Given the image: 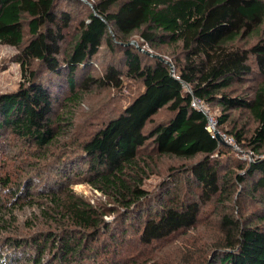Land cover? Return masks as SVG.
Returning a JSON list of instances; mask_svg holds the SVG:
<instances>
[{
	"label": "trees",
	"instance_id": "16d2710c",
	"mask_svg": "<svg viewBox=\"0 0 264 264\" xmlns=\"http://www.w3.org/2000/svg\"><path fill=\"white\" fill-rule=\"evenodd\" d=\"M136 33L139 46L130 44ZM251 37L258 40L239 44ZM0 44L18 48L24 77L17 90L0 92L4 166L19 149L27 161L49 159L93 89L141 85L116 116L48 163L57 164L54 184L48 177L51 186L38 193L28 181L15 193L13 203L28 198L59 227L32 238L35 253L28 240L6 236L12 211L0 210V238L12 244L0 264H129L121 257L127 239L140 250L185 236L191 247L205 209L219 205L216 239L165 264H264V211L242 218L232 202L247 181L246 194L264 201V0H0ZM104 46L115 56L95 74L92 60ZM145 46L166 60L171 49V61ZM193 96L219 109L220 131L260 156L238 165L244 175L226 162L232 148L208 130ZM162 159L179 163L146 188ZM11 172L0 175L3 187ZM79 182L105 200L76 193Z\"/></svg>",
	"mask_w": 264,
	"mask_h": 264
},
{
	"label": "rangeland",
	"instance_id": "374dc122",
	"mask_svg": "<svg viewBox=\"0 0 264 264\" xmlns=\"http://www.w3.org/2000/svg\"><path fill=\"white\" fill-rule=\"evenodd\" d=\"M87 3L95 0H83ZM140 39L138 33L134 34L133 40L136 46L138 45L137 39ZM258 40V37H251L247 40H241L240 45L249 46L255 43ZM146 51L150 53L153 51L150 47L145 46ZM169 49L168 51H170ZM166 51L165 55L168 57V61H171L169 58L172 57L170 52ZM18 53V48L10 45L0 44V92H11L17 90L21 83L24 80L22 75V68L20 63L15 60L16 54ZM156 54V53H155ZM115 55L104 46L100 53L97 54L95 59L92 60L91 69L93 73L97 74L100 71L104 70L105 65L113 60ZM141 89V85L136 82H126V85L122 89H112V88H95L92 92L85 95V98L81 100L78 104L79 106L76 109L75 113V126L69 130V132H64L63 136L59 138L58 144L54 146L53 153H50L51 156L49 159L41 160L36 159L33 156H30L28 161L26 156H19V153H22L23 150H14L12 154L8 155L10 158V163L4 166L6 159L0 157V175L7 173V170L12 171V183L9 187H3L4 185L0 184V194L2 203H0L1 211H12V216L9 217L10 230L6 234L14 238H23L28 240V250L30 253H35V245L31 243L32 238L36 236H43V233L49 230H55L59 228L58 225L54 222L53 219L47 217L45 214L40 212L39 207L29 206V199L20 195V202L13 203V198L17 191L26 190V185H30L27 182H32L31 188L32 191H44L46 187L51 186L48 182L51 177L52 184H54V178L52 175V168L48 167V163L53 161V158L57 153L62 149L66 150L65 146L74 147L77 146L79 139L84 138V134H87L92 129H97L102 126L103 123L107 122L108 119L114 117L122 110V108L127 105V103L133 98L137 92ZM210 106V105H209ZM211 113L216 117L219 115V109L216 107L210 106ZM166 116L165 111L157 116L161 117ZM252 122V121H251ZM61 134V135H62ZM231 135L230 133H228ZM233 136V135H232ZM234 137V136H233ZM235 138V137H234ZM236 140V138H235ZM238 147L228 144L227 146L232 148V151L226 156V162L230 163L236 172L241 175L245 174V170L238 167L240 163H249V161H254L256 158L260 157L253 150L242 147L236 140ZM264 157V155H261ZM231 158V159H230ZM29 161H32L31 164ZM172 163H179L176 160L162 159L158 163L157 174L152 175L146 180L145 186L148 189L156 188L159 183L164 179L167 174V168ZM7 167V168H6ZM42 171H44L42 173ZM34 175L31 180H26L27 176ZM5 176V175H4ZM248 188L249 182L245 184ZM246 186L242 184L237 185L236 192L233 194V211L237 216L251 217L254 213H259L264 211V201L262 200V195L258 194L256 196H251L250 193L246 194ZM76 193L84 195L92 203H97L98 201H104V196L93 189L86 182H79L72 185ZM254 190H251V192ZM5 205L4 209L2 208ZM13 209V210H12ZM224 207L222 205L211 206L209 211L206 208L204 214L207 213V218L202 221V225L198 230L194 231L192 234L198 237V243L194 244L191 247H187V243L184 241L187 237L179 236L177 239H170L165 243H160L157 246L149 247L147 249H136V245L132 240L127 239L125 243L129 245V248H126V251L121 254L122 261H126L129 264H154V261H158L160 264H165L174 256L182 253L184 249L192 250L193 246L195 247L192 251H195L200 247V250L196 251V255L201 251V248H205L212 239H216V225L219 213H224ZM256 217V216H255ZM109 220H113V217H109ZM220 235V234H219ZM104 238H102V241ZM187 241V240H186ZM7 242L9 244H7ZM12 244L9 241H5L0 238V254L4 257L10 251H12ZM136 261V263H134Z\"/></svg>",
	"mask_w": 264,
	"mask_h": 264
},
{
	"label": "built area",
	"instance_id": "2783aa9c",
	"mask_svg": "<svg viewBox=\"0 0 264 264\" xmlns=\"http://www.w3.org/2000/svg\"><path fill=\"white\" fill-rule=\"evenodd\" d=\"M191 105L194 109L203 111L207 115L208 130L212 133V135L215 138H217L216 132L219 131L222 138L226 141V144L230 143V144L238 147V144L232 135H229L227 132H222L217 128V124H218L217 118L211 113V109H210L208 102H206L204 99H202L200 97L193 96Z\"/></svg>",
	"mask_w": 264,
	"mask_h": 264
},
{
	"label": "water",
	"instance_id": "95a60500",
	"mask_svg": "<svg viewBox=\"0 0 264 264\" xmlns=\"http://www.w3.org/2000/svg\"><path fill=\"white\" fill-rule=\"evenodd\" d=\"M131 43H135V41H132ZM131 43H130V44H131ZM141 49L144 50L143 48H141ZM144 51L147 52V53H149V54H152V53H150L149 51H146V50H144ZM152 55L158 57V58L161 59V60H165V61H167V62H170V61L164 59V57H162V55H159V54H152ZM216 137H217V139H218L219 141H221L222 143H225V144H226V141L222 138V136H221V134H220L219 131L216 132Z\"/></svg>",
	"mask_w": 264,
	"mask_h": 264
}]
</instances>
